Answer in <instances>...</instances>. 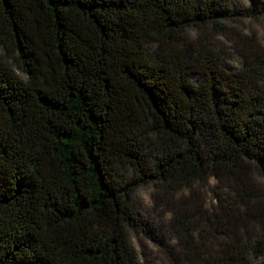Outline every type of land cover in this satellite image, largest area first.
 <instances>
[{
	"label": "trees",
	"instance_id": "16d2710c",
	"mask_svg": "<svg viewBox=\"0 0 264 264\" xmlns=\"http://www.w3.org/2000/svg\"><path fill=\"white\" fill-rule=\"evenodd\" d=\"M234 2L0 0L25 76L0 57V264H138L129 199L174 180L215 182L220 242L187 264L264 258V53L231 70L188 35Z\"/></svg>",
	"mask_w": 264,
	"mask_h": 264
},
{
	"label": "rangeland",
	"instance_id": "374dc122",
	"mask_svg": "<svg viewBox=\"0 0 264 264\" xmlns=\"http://www.w3.org/2000/svg\"><path fill=\"white\" fill-rule=\"evenodd\" d=\"M234 10H240L243 16H234L216 30L207 26L201 33L188 32L196 44L210 47L231 70L245 67L253 57L264 53V0H235ZM0 57L25 81L13 52L1 49ZM215 191L214 180L196 181L190 189L176 180L165 188L139 187L129 199L138 226L126 227L136 262L187 264V259L199 255L204 247H216L220 238L210 209ZM255 229L253 225L248 227L250 237L256 233ZM247 264H264V258L250 257Z\"/></svg>",
	"mask_w": 264,
	"mask_h": 264
}]
</instances>
